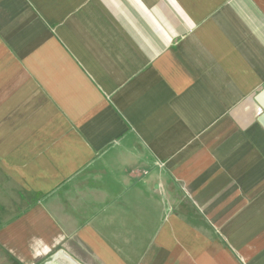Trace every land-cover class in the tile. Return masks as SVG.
I'll use <instances>...</instances> for the list:
<instances>
[{"label": "crops", "instance_id": "1", "mask_svg": "<svg viewBox=\"0 0 264 264\" xmlns=\"http://www.w3.org/2000/svg\"><path fill=\"white\" fill-rule=\"evenodd\" d=\"M261 94L264 0H0V264H264Z\"/></svg>", "mask_w": 264, "mask_h": 264}, {"label": "water", "instance_id": "2", "mask_svg": "<svg viewBox=\"0 0 264 264\" xmlns=\"http://www.w3.org/2000/svg\"><path fill=\"white\" fill-rule=\"evenodd\" d=\"M260 98V97H259ZM261 98H264V94H261Z\"/></svg>", "mask_w": 264, "mask_h": 264}]
</instances>
